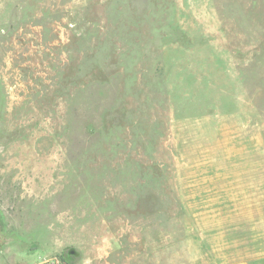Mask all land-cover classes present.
Wrapping results in <instances>:
<instances>
[{
	"label": "rangeland",
	"instance_id": "374dc122",
	"mask_svg": "<svg viewBox=\"0 0 264 264\" xmlns=\"http://www.w3.org/2000/svg\"><path fill=\"white\" fill-rule=\"evenodd\" d=\"M264 264V0H0V264Z\"/></svg>",
	"mask_w": 264,
	"mask_h": 264
},
{
	"label": "crops",
	"instance_id": "0c3cea01",
	"mask_svg": "<svg viewBox=\"0 0 264 264\" xmlns=\"http://www.w3.org/2000/svg\"><path fill=\"white\" fill-rule=\"evenodd\" d=\"M233 264H248L246 262H237V263H233Z\"/></svg>",
	"mask_w": 264,
	"mask_h": 264
}]
</instances>
